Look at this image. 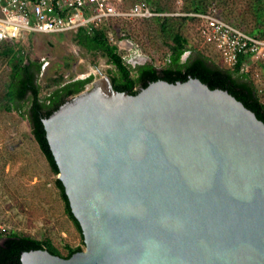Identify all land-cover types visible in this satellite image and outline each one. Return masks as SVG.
<instances>
[{"label":"water","instance_id":"1","mask_svg":"<svg viewBox=\"0 0 264 264\" xmlns=\"http://www.w3.org/2000/svg\"><path fill=\"white\" fill-rule=\"evenodd\" d=\"M42 123L85 247L20 264H264V122L227 90L102 74Z\"/></svg>","mask_w":264,"mask_h":264},{"label":"rangeland","instance_id":"2","mask_svg":"<svg viewBox=\"0 0 264 264\" xmlns=\"http://www.w3.org/2000/svg\"><path fill=\"white\" fill-rule=\"evenodd\" d=\"M215 5L227 18L251 30L254 17L248 7L249 0H204ZM133 0H126L129 7ZM164 11L184 16L189 0H161ZM112 42L118 44L119 53L131 66L151 62L160 67L166 62L167 45L159 34L154 19L113 20ZM180 31L188 45L210 56L219 57L215 49L198 35L196 20H186ZM122 36L125 38L123 39ZM22 56L43 62L37 76L41 95L51 88L54 78L84 77L93 74L112 75L114 67L101 54H91L74 39L73 32L59 34L28 33L15 40ZM188 52L183 56L185 59ZM9 56L0 54V244L5 234L28 235L49 240L62 253L67 246H82L80 234L65 214L54 175L40 150L26 118L3 104V91L10 72ZM93 79V80H94ZM260 79H258L259 82ZM90 84L87 85V87Z\"/></svg>","mask_w":264,"mask_h":264},{"label":"trees","instance_id":"3","mask_svg":"<svg viewBox=\"0 0 264 264\" xmlns=\"http://www.w3.org/2000/svg\"><path fill=\"white\" fill-rule=\"evenodd\" d=\"M145 1L157 12L165 10L161 5V0ZM248 3V7L254 17V24L251 30L225 17L215 5H209L204 0H189V5L185 9L189 12L205 11L214 6L229 22L251 34L263 36L264 0H249ZM148 19L156 21L160 29L159 34L165 39L168 48L166 62L160 67L155 66L151 62L131 66L125 62L119 53L118 44L109 40V35L112 32H109L112 29L109 24H112L113 20L129 19L111 17L95 28L92 33H88L82 27L72 32L76 42L86 52L101 54L114 67L115 72L110 75V78L116 90H127L131 94H136L150 82L159 79L176 82L196 77L210 88L227 90L264 122V101L259 96L252 73L241 72L237 68H229L222 63L220 58L219 62H215L210 56L188 45V40L180 31V27L186 20H195L194 17L188 15H161ZM122 38L125 39L123 36ZM16 45L17 42L15 40L7 39L0 46V54L9 56L8 62L10 66V72L3 91V104L7 110H14L27 119L33 137L44 154L52 173L56 175L54 184L59 191L65 214L75 225L84 244L80 225L71 212L64 186L57 177L59 170L45 136L42 118L49 116L70 97L84 90L95 76L89 74L78 78H54L48 92L41 95V86L37 83V76L41 71L43 62L22 56ZM187 52L188 56L183 59ZM38 248H45L52 254L65 258L83 249L82 246H67L66 252L62 253L49 240H39L28 235L10 233L3 236L0 244V264H20V254L23 251Z\"/></svg>","mask_w":264,"mask_h":264},{"label":"built area","instance_id":"4","mask_svg":"<svg viewBox=\"0 0 264 264\" xmlns=\"http://www.w3.org/2000/svg\"><path fill=\"white\" fill-rule=\"evenodd\" d=\"M0 0V46L7 39L24 34H59L82 27L88 33L111 17L148 19L178 15L157 12L145 0ZM194 17L198 35L217 52L222 63L241 72L252 73L259 96L264 101V35L257 36L226 20L212 6L205 11L181 13ZM109 40L113 41L111 35ZM258 79L259 82H258Z\"/></svg>","mask_w":264,"mask_h":264},{"label":"flooded vegetation","instance_id":"5","mask_svg":"<svg viewBox=\"0 0 264 264\" xmlns=\"http://www.w3.org/2000/svg\"><path fill=\"white\" fill-rule=\"evenodd\" d=\"M143 64V63H142Z\"/></svg>","mask_w":264,"mask_h":264}]
</instances>
